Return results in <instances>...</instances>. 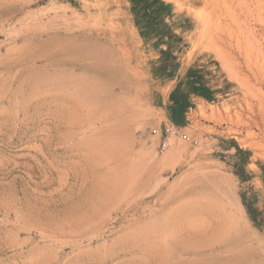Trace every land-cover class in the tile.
<instances>
[{
    "label": "rangeland",
    "instance_id": "obj_1",
    "mask_svg": "<svg viewBox=\"0 0 264 264\" xmlns=\"http://www.w3.org/2000/svg\"><path fill=\"white\" fill-rule=\"evenodd\" d=\"M259 12L0 0V264H264Z\"/></svg>",
    "mask_w": 264,
    "mask_h": 264
},
{
    "label": "bare ground",
    "instance_id": "obj_2",
    "mask_svg": "<svg viewBox=\"0 0 264 264\" xmlns=\"http://www.w3.org/2000/svg\"><path fill=\"white\" fill-rule=\"evenodd\" d=\"M169 1V0H168ZM171 1V0H170ZM193 1V3H197V2H201V3H203V4H206V5H209L210 3H214L216 0H192ZM175 2H177V4H179V6H181V4H180V1L178 2V1H174V3ZM192 4V3H191ZM193 6V5H192ZM195 6H197V5H195ZM199 6V5H198ZM241 15V14H240ZM231 16H232V21H230L229 20V23H228V26H226V23L224 24V25H222L221 27H223V29L224 28H229V30H230V24L231 23H234V22H236V20H237V17H240L239 16V14H237L236 13V15H234V13H232L231 14ZM258 19V20H257ZM255 21H254V23L252 24V27H250L249 29V34H247V36H245V37H243V40H244V38H246V37H248L250 34V37H251V39L253 40V39H255L256 40V33H257V31L255 30V26L258 24L261 28H260V30H259V33H257V35H260L261 37H263L264 38V14L262 13V12H259V14H258V16L254 19ZM230 34H231V32H230ZM257 39H258V37H257ZM232 41V42H229V41ZM236 41H240V39L239 38H237V36H236V38L234 39V42H236ZM228 46L230 47V48H232V46L234 47V43H233V39H232V35H230L229 37H228ZM227 45V44H226ZM236 46V45H235ZM239 49H240V47L239 46H237ZM241 49H242V47H241ZM240 49V50H241ZM236 50V49H235ZM260 53L261 54H263L264 55V46H263V48H260ZM249 69L251 70V72L252 71H255L254 70V68L253 67H249ZM262 82L264 83V79H262ZM92 90H93V88H92ZM92 96V95H91ZM96 96V95H95ZM98 96V95H97ZM94 97V96H93ZM95 98V97H94ZM99 99V98H98ZM260 100V99H259ZM262 101V100H261ZM260 101V102H261ZM105 146V145H104ZM95 150V149H94ZM93 152H95V151H93ZM163 159H164V157H163ZM161 160H162V158H161ZM165 160V159H164ZM115 179V178H114ZM113 179V180H114ZM110 181V180H109ZM112 181V180H111ZM116 181H114V182H112V183H115ZM174 228H175V226H174ZM168 231H170V230H168ZM167 231V232H168ZM171 231H173V229L171 228ZM170 231V232H171ZM173 232H175V234L177 233V231H173ZM169 233V232H168ZM167 233V234H168ZM171 234H174V233H171ZM225 234V233H224ZM165 235V234H164ZM169 235H170V233L168 234V236L167 237H169ZM177 235V234H176ZM226 235V234H225ZM174 235H171L170 237H173ZM160 237V236H159ZM167 237H165L166 239H167ZM177 237V236H176ZM175 237V238H176ZM161 238V240H162V238H164V237H160ZM179 238H180V236H179ZM158 240V239H157ZM161 240L159 241V242H161ZM219 240V239H218ZM165 241V240H164ZM180 242V241H179ZM162 243V242H161ZM188 243V242H187ZM164 244V243H163ZM182 244H184V243H182ZM148 246V245H147ZM159 246V245H158ZM189 246H190V244H189ZM185 247H187L186 245H185ZM163 248H165V247H163Z\"/></svg>",
    "mask_w": 264,
    "mask_h": 264
},
{
    "label": "built area",
    "instance_id": "obj_3",
    "mask_svg": "<svg viewBox=\"0 0 264 264\" xmlns=\"http://www.w3.org/2000/svg\"><path fill=\"white\" fill-rule=\"evenodd\" d=\"M153 133L155 135H159L162 139V146L163 149L167 148L170 144L168 141V138L172 135H176L179 134V128L178 125H176L175 123L171 122L169 124H166L164 127L162 128H155L153 130ZM182 136L184 138H188V136L186 134H182Z\"/></svg>",
    "mask_w": 264,
    "mask_h": 264
}]
</instances>
